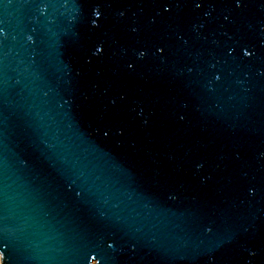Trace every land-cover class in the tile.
<instances>
[{
  "label": "water",
  "instance_id": "95a60500",
  "mask_svg": "<svg viewBox=\"0 0 264 264\" xmlns=\"http://www.w3.org/2000/svg\"><path fill=\"white\" fill-rule=\"evenodd\" d=\"M2 264H264V0H0Z\"/></svg>",
  "mask_w": 264,
  "mask_h": 264
},
{
  "label": "rangeland",
  "instance_id": "374dc122",
  "mask_svg": "<svg viewBox=\"0 0 264 264\" xmlns=\"http://www.w3.org/2000/svg\"><path fill=\"white\" fill-rule=\"evenodd\" d=\"M0 264H1V256H0Z\"/></svg>",
  "mask_w": 264,
  "mask_h": 264
},
{
  "label": "bare ground",
  "instance_id": "6f19581e",
  "mask_svg": "<svg viewBox=\"0 0 264 264\" xmlns=\"http://www.w3.org/2000/svg\"><path fill=\"white\" fill-rule=\"evenodd\" d=\"M2 264V263H1Z\"/></svg>",
  "mask_w": 264,
  "mask_h": 264
}]
</instances>
